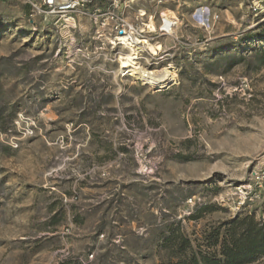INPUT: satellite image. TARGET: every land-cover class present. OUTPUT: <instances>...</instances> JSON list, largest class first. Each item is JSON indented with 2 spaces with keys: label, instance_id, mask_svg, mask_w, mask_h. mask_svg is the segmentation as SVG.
I'll use <instances>...</instances> for the list:
<instances>
[{
  "label": "rangeland",
  "instance_id": "rangeland-1",
  "mask_svg": "<svg viewBox=\"0 0 264 264\" xmlns=\"http://www.w3.org/2000/svg\"><path fill=\"white\" fill-rule=\"evenodd\" d=\"M130 6L131 20H179L157 44L178 75L166 89L117 74L88 20L65 32L0 0V264H160L171 228L194 239L264 222V201L234 207L264 153V25L249 0Z\"/></svg>",
  "mask_w": 264,
  "mask_h": 264
},
{
  "label": "built area",
  "instance_id": "built-area-1",
  "mask_svg": "<svg viewBox=\"0 0 264 264\" xmlns=\"http://www.w3.org/2000/svg\"><path fill=\"white\" fill-rule=\"evenodd\" d=\"M21 1L29 8L31 17L55 18V23L65 32H76L78 29V34H82L79 24L88 20L91 34L88 44L94 47V53L103 54L106 61L115 64L117 74L122 77H130L148 85L131 74V65L140 64L149 70L159 69V63L172 56L170 49L163 47L153 52L147 45H157L160 37L174 36L179 21L176 15L167 18L161 12L159 22L156 23L152 15L148 16L147 11L139 9L135 19L131 20L127 9L134 0ZM249 10L264 25V0H249ZM84 49H88L85 43H78L74 47L75 54L84 53ZM87 58H91L90 54ZM71 61L74 62V59ZM174 74V80L169 86L177 82L178 75ZM234 196L236 210L264 201V153L257 158L247 178L235 186Z\"/></svg>",
  "mask_w": 264,
  "mask_h": 264
},
{
  "label": "trees",
  "instance_id": "trees-1",
  "mask_svg": "<svg viewBox=\"0 0 264 264\" xmlns=\"http://www.w3.org/2000/svg\"><path fill=\"white\" fill-rule=\"evenodd\" d=\"M161 246L168 255L160 264L253 263L264 257V222L244 215L194 239L177 226L170 229Z\"/></svg>",
  "mask_w": 264,
  "mask_h": 264
},
{
  "label": "bare ground",
  "instance_id": "bare-ground-1",
  "mask_svg": "<svg viewBox=\"0 0 264 264\" xmlns=\"http://www.w3.org/2000/svg\"><path fill=\"white\" fill-rule=\"evenodd\" d=\"M151 26H153L152 21ZM147 46L148 49L153 52H157L161 47L160 45H152L150 43ZM129 71H131V74L136 78L144 80L152 89L159 88L162 90L163 88L168 87L175 77L173 71L166 66L159 69L149 70L140 64H132Z\"/></svg>",
  "mask_w": 264,
  "mask_h": 264
},
{
  "label": "water",
  "instance_id": "water-1",
  "mask_svg": "<svg viewBox=\"0 0 264 264\" xmlns=\"http://www.w3.org/2000/svg\"><path fill=\"white\" fill-rule=\"evenodd\" d=\"M167 87H165V88H163V89H166ZM154 90H161V89H159V88H156V89H154Z\"/></svg>",
  "mask_w": 264,
  "mask_h": 264
}]
</instances>
